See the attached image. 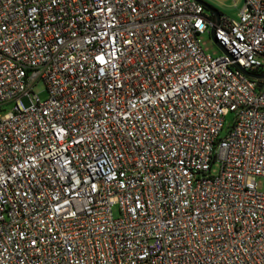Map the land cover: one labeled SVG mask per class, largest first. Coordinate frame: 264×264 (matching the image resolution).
I'll use <instances>...</instances> for the list:
<instances>
[{
  "label": "built area",
  "instance_id": "2783aa9c",
  "mask_svg": "<svg viewBox=\"0 0 264 264\" xmlns=\"http://www.w3.org/2000/svg\"><path fill=\"white\" fill-rule=\"evenodd\" d=\"M263 74L264 0H0V264H264Z\"/></svg>",
  "mask_w": 264,
  "mask_h": 264
},
{
  "label": "rangeland",
  "instance_id": "374dc122",
  "mask_svg": "<svg viewBox=\"0 0 264 264\" xmlns=\"http://www.w3.org/2000/svg\"><path fill=\"white\" fill-rule=\"evenodd\" d=\"M209 4L211 7L218 10L222 15L229 17L230 19H237L238 12L243 5V0H202ZM200 42L204 52L207 55L212 57H219L223 54L222 50L217 46L211 37L210 33H204L200 35ZM33 91L35 94L39 95L40 98H45L47 96L46 88L43 83H38L33 87ZM22 103L25 107L29 105V101L27 98H22ZM11 106L8 107V110ZM232 114L227 115L225 123H224V132L227 131V127L232 121ZM220 165L215 163L212 165L211 174L216 175L219 173ZM257 186L259 190H264V180L258 178ZM114 215L116 216L118 213L117 207L113 209Z\"/></svg>",
  "mask_w": 264,
  "mask_h": 264
},
{
  "label": "water",
  "instance_id": "95a60500",
  "mask_svg": "<svg viewBox=\"0 0 264 264\" xmlns=\"http://www.w3.org/2000/svg\"><path fill=\"white\" fill-rule=\"evenodd\" d=\"M196 1L199 2L200 4H202L208 12L213 13L214 16H215V18H216V20L219 19L220 12H219L218 10H216V9L213 8V7H211L209 4H207L206 2H204V1H202V0H196ZM210 35H211V37L213 38L214 42L217 44V46L222 50V52H225V51L223 50V47L219 44V42H217V41L215 40L214 35H213V32H211ZM245 74L248 75L249 77H253V78H256V77H257V76H254V75L248 73V72H245ZM262 77H264V74L262 75Z\"/></svg>",
  "mask_w": 264,
  "mask_h": 264
}]
</instances>
